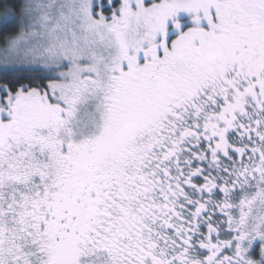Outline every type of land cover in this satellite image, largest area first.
Here are the masks:
<instances>
[{
	"label": "snow or ice",
	"instance_id": "1",
	"mask_svg": "<svg viewBox=\"0 0 264 264\" xmlns=\"http://www.w3.org/2000/svg\"><path fill=\"white\" fill-rule=\"evenodd\" d=\"M0 264H264V0H0Z\"/></svg>",
	"mask_w": 264,
	"mask_h": 264
}]
</instances>
